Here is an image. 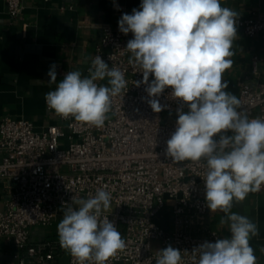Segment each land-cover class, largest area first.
Wrapping results in <instances>:
<instances>
[{
	"label": "built area",
	"instance_id": "1",
	"mask_svg": "<svg viewBox=\"0 0 264 264\" xmlns=\"http://www.w3.org/2000/svg\"><path fill=\"white\" fill-rule=\"evenodd\" d=\"M3 1L11 16L22 14V0ZM236 28L264 41V16L238 15ZM132 38V33L106 27L97 46L94 57L118 66L128 82L113 98L102 128L59 116L58 123L39 132L25 119L0 120V179L11 185L0 211V240L11 245L15 264H55L65 252L57 231L64 209L78 207L75 201L94 196L104 186L112 202L103 215L126 241L125 249L107 264H155L158 251L169 245L182 252L184 264H193L195 248L225 238L206 223V161L174 162L165 154L178 110L188 108L166 88L157 98L163 110H152L147 85L135 84L143 79L141 69L128 63L126 45ZM262 63L264 59L254 57L251 76L239 82L241 110L250 118H264ZM153 79L150 75L149 82ZM167 212L169 229L159 223ZM38 227L52 232L42 241L33 240ZM70 264H78L71 255Z\"/></svg>",
	"mask_w": 264,
	"mask_h": 264
},
{
	"label": "clouds",
	"instance_id": "2",
	"mask_svg": "<svg viewBox=\"0 0 264 264\" xmlns=\"http://www.w3.org/2000/svg\"><path fill=\"white\" fill-rule=\"evenodd\" d=\"M237 16L221 0H142L139 9L118 21L123 34H133L126 45L128 63L141 69L143 79L135 84L147 85L152 110H163L157 98L166 88L188 108L178 110L166 156L174 162L206 161V205L211 212L224 213L220 223L229 225L230 237L205 241L193 250V264L257 262L250 241L259 235L258 225L232 211L264 186V118H250L241 110L240 99L226 91L223 78L233 65ZM56 67L51 65L47 73L48 83L56 85L45 93L48 109L102 128L113 98L128 88L124 71L110 67L100 55L91 59L87 75L69 71L58 81ZM104 80L106 85L98 84ZM106 188L75 201L78 207L68 206L58 223L59 244L78 264H107L126 247L115 223L103 215L112 202ZM181 253L169 245L158 251L155 264H184Z\"/></svg>",
	"mask_w": 264,
	"mask_h": 264
},
{
	"label": "crops",
	"instance_id": "3",
	"mask_svg": "<svg viewBox=\"0 0 264 264\" xmlns=\"http://www.w3.org/2000/svg\"><path fill=\"white\" fill-rule=\"evenodd\" d=\"M141 2L22 0V14L13 17L5 2L0 0V120L7 117L25 119L39 132L58 123L59 116L48 109L44 99L45 93L56 87L48 83L50 66H57L58 81L69 71L79 70L87 75L104 28L119 30L122 14L139 9ZM221 4L246 18L264 16V0H221ZM233 51V65L225 71L223 78L228 83L226 91L239 98V82L251 76L253 58L264 59V41L260 36L247 37L237 29ZM260 72L263 78V63ZM10 192L11 185L0 179V211ZM232 211L257 223L259 235L253 237L250 244L255 250L256 264H264V251H261L264 249V191L249 193L244 201L234 204ZM223 216L219 210H209L206 223L220 235L230 237L229 225L220 223ZM159 223L164 228L171 227L169 212L159 219ZM51 232V229L35 228L32 239L42 241ZM0 264H15L13 249L4 240H0ZM55 264H70V254L65 251Z\"/></svg>",
	"mask_w": 264,
	"mask_h": 264
}]
</instances>
